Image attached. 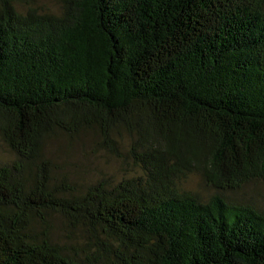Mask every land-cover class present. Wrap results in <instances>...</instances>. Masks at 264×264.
<instances>
[{
    "label": "trees",
    "instance_id": "16d2710c",
    "mask_svg": "<svg viewBox=\"0 0 264 264\" xmlns=\"http://www.w3.org/2000/svg\"><path fill=\"white\" fill-rule=\"evenodd\" d=\"M0 0V264H264V0ZM129 137L140 175L53 177L57 133ZM199 174L207 201L179 189ZM72 232L57 242L51 221Z\"/></svg>",
    "mask_w": 264,
    "mask_h": 264
},
{
    "label": "rangeland",
    "instance_id": "374dc122",
    "mask_svg": "<svg viewBox=\"0 0 264 264\" xmlns=\"http://www.w3.org/2000/svg\"><path fill=\"white\" fill-rule=\"evenodd\" d=\"M61 0H16L15 6L19 12H26L34 7L40 12H60ZM116 152L100 145L98 133L87 130L78 136L68 137L57 133L51 138L45 148L44 156L54 166L53 177L59 181L65 179L77 189L84 190L92 184L104 182L110 186L124 179L139 176L138 168L129 158V137L123 129H118L113 135ZM0 137V162L10 163L14 160ZM179 189L196 193L202 201H207L214 194L199 174L189 175L179 185ZM230 202H250L264 206V182L252 183L236 193L226 195ZM51 223L53 238L64 243L65 237L74 236L80 242L81 232L76 229L68 231L61 218L54 217Z\"/></svg>",
    "mask_w": 264,
    "mask_h": 264
}]
</instances>
